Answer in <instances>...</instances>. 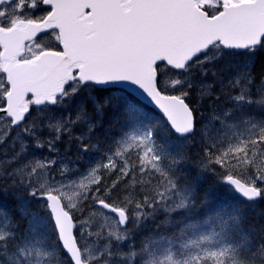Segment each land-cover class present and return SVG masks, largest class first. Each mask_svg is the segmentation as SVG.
I'll list each match as a JSON object with an SVG mask.
<instances>
[{
	"label": "snow or ice",
	"instance_id": "obj_1",
	"mask_svg": "<svg viewBox=\"0 0 264 264\" xmlns=\"http://www.w3.org/2000/svg\"><path fill=\"white\" fill-rule=\"evenodd\" d=\"M262 201L264 0H0V264H264Z\"/></svg>",
	"mask_w": 264,
	"mask_h": 264
},
{
	"label": "trees",
	"instance_id": "obj_2",
	"mask_svg": "<svg viewBox=\"0 0 264 264\" xmlns=\"http://www.w3.org/2000/svg\"><path fill=\"white\" fill-rule=\"evenodd\" d=\"M202 111H204V109H202ZM93 156H94V154H91V153L89 155H85L83 157V159L79 160V162L83 163L82 164L83 166L87 165L90 162V160L92 162H95V159L93 158ZM96 158H98V157H96ZM256 208H257V210H264V202H259L257 204ZM159 218L163 219V216H161Z\"/></svg>",
	"mask_w": 264,
	"mask_h": 264
},
{
	"label": "rangeland",
	"instance_id": "obj_3",
	"mask_svg": "<svg viewBox=\"0 0 264 264\" xmlns=\"http://www.w3.org/2000/svg\"><path fill=\"white\" fill-rule=\"evenodd\" d=\"M78 134V133H77ZM44 155H48L47 151L45 150ZM76 167H82V165H80V163L78 162V164L76 165Z\"/></svg>",
	"mask_w": 264,
	"mask_h": 264
}]
</instances>
